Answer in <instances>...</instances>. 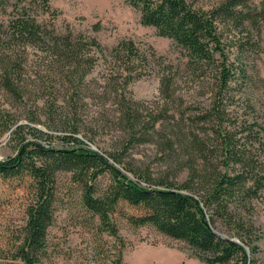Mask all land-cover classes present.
Instances as JSON below:
<instances>
[{"label":"trees","instance_id":"16d2710c","mask_svg":"<svg viewBox=\"0 0 264 264\" xmlns=\"http://www.w3.org/2000/svg\"><path fill=\"white\" fill-rule=\"evenodd\" d=\"M49 1L0 0V9L11 6L0 21V92L7 96L0 99V136L8 133L17 145L14 154L0 156V176H27L32 193L11 254L15 264H42L60 172L79 187L83 206L101 229L116 238L110 215L123 202L140 210L127 216L133 226L151 225L182 241L201 264H261L262 233L253 216L264 190V118L244 57L258 48L252 39L264 26V0H220L208 9L187 0H127L142 24L173 40L187 71L211 84L206 104L187 112L170 103L174 75L168 68L160 76V105L142 108L127 97L125 87L148 63L135 42L121 39L108 47L68 22L59 32L37 19L38 10H52ZM101 27L97 21L91 30ZM104 52L124 66L117 72L123 81L111 72L102 90L89 94L87 78ZM87 96L112 100L127 137L124 150L157 141L174 155L171 171L153 177L121 167L120 154L78 136ZM182 170L186 178L178 181ZM103 174L108 183L101 186ZM215 225L226 235L216 233ZM114 264H123L121 249Z\"/></svg>","mask_w":264,"mask_h":264},{"label":"rangeland","instance_id":"374dc122","mask_svg":"<svg viewBox=\"0 0 264 264\" xmlns=\"http://www.w3.org/2000/svg\"><path fill=\"white\" fill-rule=\"evenodd\" d=\"M187 1L208 9L220 0ZM49 3L52 10H38L37 19L53 23L59 32L64 31L65 23L68 22L74 31L95 35L108 47L121 39L135 42L139 53L147 57L148 63L137 68L142 75L128 83L124 94L140 101L142 108H155L162 102L159 95L160 76L166 68L174 75V100L170 102L173 106L187 112L194 108L200 109L208 101L211 85L207 83L208 79L199 81L189 73L184 65L185 57L173 40L158 35L154 27L142 24L139 12L127 0H50ZM10 9L11 6L0 9V21L7 20ZM53 10H57V13ZM97 21L102 27L92 32L91 25ZM253 33L252 41H256L258 48L245 53L244 63L253 79L250 82L251 94L259 115L264 118V26L261 27L260 35ZM98 58L87 78L90 81L88 92L93 95L102 90L104 78L111 72L119 82L123 81L117 73L124 67L121 62L113 61L105 52L99 53ZM6 98L0 92V99ZM24 110L18 106L16 111L23 115ZM115 114L111 99L84 97L78 116V122L82 125L78 136L84 140L91 136L92 147L105 153L120 154L121 167L142 171L153 177L170 172L174 155L160 150L157 141L134 144L124 150L123 144L127 137L120 130ZM16 147L8 133L0 136V156L14 154ZM185 178L186 170H182L177 179L182 181ZM29 182L27 176H0V264H15L11 254L25 221V208L32 196ZM98 183L101 186L107 184V175L100 176ZM53 208L54 215L47 229L42 264H114L119 249L122 251L123 264H201L182 241L158 232L151 225L133 226L127 216L140 210L123 202L110 215V221L118 230V237L108 234L99 226L98 217L83 206L80 189L70 181L66 172L57 175ZM255 210L253 220L262 233L258 241V256L261 264H264V190L262 197L255 201ZM214 230L219 235H226L219 225H215Z\"/></svg>","mask_w":264,"mask_h":264},{"label":"water","instance_id":"95a60500","mask_svg":"<svg viewBox=\"0 0 264 264\" xmlns=\"http://www.w3.org/2000/svg\"><path fill=\"white\" fill-rule=\"evenodd\" d=\"M234 240H237V239H234Z\"/></svg>","mask_w":264,"mask_h":264}]
</instances>
